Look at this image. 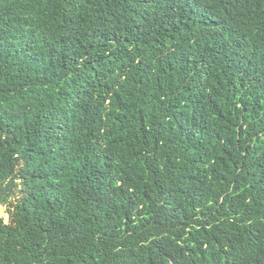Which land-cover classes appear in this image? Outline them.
I'll use <instances>...</instances> for the list:
<instances>
[{
	"label": "trees",
	"instance_id": "obj_1",
	"mask_svg": "<svg viewBox=\"0 0 264 264\" xmlns=\"http://www.w3.org/2000/svg\"><path fill=\"white\" fill-rule=\"evenodd\" d=\"M0 264H264V0H0Z\"/></svg>",
	"mask_w": 264,
	"mask_h": 264
},
{
	"label": "rangeland",
	"instance_id": "obj_2",
	"mask_svg": "<svg viewBox=\"0 0 264 264\" xmlns=\"http://www.w3.org/2000/svg\"><path fill=\"white\" fill-rule=\"evenodd\" d=\"M0 216L3 217L4 220H8V212L5 206L0 205Z\"/></svg>",
	"mask_w": 264,
	"mask_h": 264
}]
</instances>
